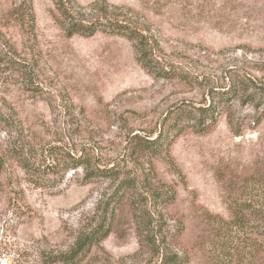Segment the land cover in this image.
I'll list each match as a JSON object with an SVG mask.
<instances>
[{"label": "rangeland", "instance_id": "1", "mask_svg": "<svg viewBox=\"0 0 264 264\" xmlns=\"http://www.w3.org/2000/svg\"><path fill=\"white\" fill-rule=\"evenodd\" d=\"M76 1L132 10L161 48L152 58L180 75L153 77L126 37H69L53 0H0V264H59L54 256L107 206L111 232L81 264L158 260L141 250L134 199L111 200L127 177L174 194L159 203L141 188L137 205L158 243L163 229L184 264H213L215 224L205 215L229 220L231 200L264 203V0ZM233 86L235 96L221 94ZM213 102L223 110L206 131L185 130L153 157L132 151V136L155 137L169 112ZM13 147L47 166L42 177L20 166ZM68 154L85 163L69 168ZM97 168L116 175H88Z\"/></svg>", "mask_w": 264, "mask_h": 264}, {"label": "trees", "instance_id": "2", "mask_svg": "<svg viewBox=\"0 0 264 264\" xmlns=\"http://www.w3.org/2000/svg\"><path fill=\"white\" fill-rule=\"evenodd\" d=\"M55 8L59 13L60 21L69 37L80 35L90 37L97 32H105L114 35H120L129 39L137 52V60L141 66L155 78H167L180 75L172 67L166 69L157 58H152V51L161 49L158 42L152 40L146 33L148 27L137 18L135 14H128L123 8L111 10L109 5L104 3V7H97L98 3L93 2L90 8H81L76 0H53ZM31 6V0H22L21 6ZM33 18V17H32ZM9 64L13 67L20 65L19 62L10 58ZM23 69V68H20ZM26 73V68L24 69ZM182 75V74H181ZM183 78L185 76L182 75ZM212 91V90H211ZM214 90L211 92L213 93ZM237 87H230L225 92H221L224 97L229 99L236 95ZM223 108H220L218 102H213L200 106H181L176 111L168 113L164 120L163 128L157 132L155 137L151 135L141 136L135 134L132 136V151L134 154H146L150 156L160 155L163 151L169 150L170 145L177 135L185 130L192 129L196 132L206 131L212 124L218 121V117ZM181 120H184L180 123ZM180 123V124H178ZM9 151L13 152L20 166L33 175L42 177L47 166L36 165L26 157L22 150L13 147ZM69 160V168H78L83 165L82 157H72ZM88 175L112 177L116 172L112 168H97L96 171L88 172ZM147 180L139 182L138 178H123L116 187L111 196L113 202H122L127 195L134 199L136 209L137 235L139 238L141 250L146 247L152 251L153 255L159 259L149 264H184L188 261L187 256L174 252L168 241L166 232L161 229L159 232L160 242L156 239L153 232L152 216L147 210H143L137 203H144L141 195V188H148L153 198L163 203L173 198L172 193L157 192ZM166 195V196H164ZM230 197V196H229ZM146 197L145 200H147ZM251 201L244 200L236 202L231 200L229 205L233 212L231 219L226 220L222 217L206 214L207 223L213 225L215 230L211 231L213 241L210 243V251L213 254V264H255L256 261H262L264 264V203L251 204ZM107 204H111L110 200ZM140 204V205H141ZM103 214L99 223L88 230L81 231L75 240L74 245L66 252L54 256V262L59 264H81L84 257L91 251L92 247L104 240L111 232L113 226V215L110 206ZM137 207V208H136ZM250 208H253L250 210ZM250 211V212H248ZM248 212V213H247ZM255 218H251V213ZM260 217H259V216Z\"/></svg>", "mask_w": 264, "mask_h": 264}]
</instances>
